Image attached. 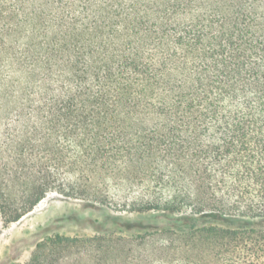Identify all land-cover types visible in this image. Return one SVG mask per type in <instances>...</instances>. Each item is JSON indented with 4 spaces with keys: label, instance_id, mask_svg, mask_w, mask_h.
Segmentation results:
<instances>
[{
    "label": "trees",
    "instance_id": "1",
    "mask_svg": "<svg viewBox=\"0 0 264 264\" xmlns=\"http://www.w3.org/2000/svg\"><path fill=\"white\" fill-rule=\"evenodd\" d=\"M92 7L60 36L44 28L0 56L31 85L10 96L19 119L0 218L18 221L49 192L81 197L96 177L152 181L160 189L135 194L132 211H189L191 229L130 250V263L124 245L99 251L113 264H264V0ZM31 16L39 30L40 10Z\"/></svg>",
    "mask_w": 264,
    "mask_h": 264
},
{
    "label": "rangeland",
    "instance_id": "2",
    "mask_svg": "<svg viewBox=\"0 0 264 264\" xmlns=\"http://www.w3.org/2000/svg\"><path fill=\"white\" fill-rule=\"evenodd\" d=\"M86 1L0 0V56L22 54L28 39L34 35L43 36L44 28L48 37L60 36L66 27L74 23L72 21L82 19L80 12ZM89 1L94 9L112 7L113 10L139 13L149 8L156 9L162 3V0ZM34 9L40 10L43 21L39 30L30 26ZM4 58L0 60V171L14 159L12 151H9L12 141L9 134H13L12 128L19 117L16 113L18 104L10 96L16 89L30 85L17 65ZM151 182H137L127 188L125 185L128 183L122 179L96 177L81 197L49 192L18 221L5 224L0 218V264H28L38 250L39 255L43 254L42 264H113L114 256L102 255L99 251L114 244L124 245L126 255L122 260L130 263L134 255L130 250L143 253L145 249H150H144L149 243L159 244L163 239L170 241L182 231L191 229V218L195 217H190L189 211L170 216L155 211L143 214L132 211L130 204L135 194L160 189ZM0 185L3 189L6 187L5 178L0 180ZM92 197L98 200L93 201ZM125 203L128 206L125 207ZM56 236L96 240L80 241L72 244L71 248L56 246L59 248L53 252L46 241ZM173 245L177 247V244Z\"/></svg>",
    "mask_w": 264,
    "mask_h": 264
}]
</instances>
